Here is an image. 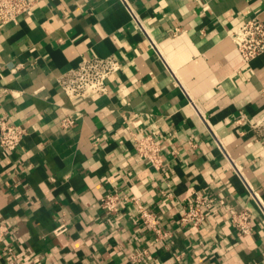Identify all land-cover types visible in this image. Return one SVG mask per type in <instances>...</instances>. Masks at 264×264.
Segmentation results:
<instances>
[{"label":"crops","instance_id":"0c3cea01","mask_svg":"<svg viewBox=\"0 0 264 264\" xmlns=\"http://www.w3.org/2000/svg\"><path fill=\"white\" fill-rule=\"evenodd\" d=\"M32 2L18 22L0 20V117L27 129L0 147V264H264V134L252 126L264 53L245 63L231 38L264 21V0ZM108 55L121 63L108 94L63 92L60 74ZM143 132L162 146L158 169L136 151ZM110 192L115 213L101 206ZM196 192L249 210L253 233L239 237L218 209L183 225ZM133 197L168 236L139 220Z\"/></svg>","mask_w":264,"mask_h":264},{"label":"built area","instance_id":"2783aa9c","mask_svg":"<svg viewBox=\"0 0 264 264\" xmlns=\"http://www.w3.org/2000/svg\"><path fill=\"white\" fill-rule=\"evenodd\" d=\"M32 0H0V20L3 23L18 22L20 17L31 10ZM134 18L141 27L145 26L140 21L135 11L130 7ZM145 29V28H144ZM231 38L237 45L243 61L249 63L259 54L264 53V21L259 16H253L231 32ZM121 68V63L113 55L83 58L79 64L58 76V83L63 92L71 99L81 97L88 99L93 96H102L109 93L108 80ZM3 89L0 94L6 93ZM64 127L74 124V120L65 117L61 120ZM252 126L260 134H264V116L252 122ZM27 134V129L19 124L9 122L5 115L0 117V147L6 151L17 148ZM135 135V134H134ZM136 139V151L150 162L155 168H160L164 163L163 150L154 134L143 132ZM121 197L116 192L106 193L101 198L103 209L115 213L119 209ZM138 209L139 220L150 227L159 239L169 235L161 226L160 217L156 212L146 208L137 197L127 198ZM222 211L228 214L231 225L239 237L253 233V216L247 209H239L229 205L223 199L209 197L196 192L195 204L186 208L181 216L183 225L191 224L199 227L207 216L209 210ZM68 229L65 223L58 225L54 232L59 235ZM8 228L0 225V240L3 239ZM18 264L19 261H16Z\"/></svg>","mask_w":264,"mask_h":264}]
</instances>
